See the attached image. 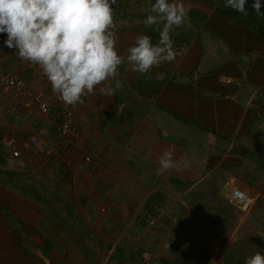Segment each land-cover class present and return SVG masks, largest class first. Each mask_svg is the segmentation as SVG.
<instances>
[{
    "label": "crops",
    "instance_id": "obj_1",
    "mask_svg": "<svg viewBox=\"0 0 264 264\" xmlns=\"http://www.w3.org/2000/svg\"><path fill=\"white\" fill-rule=\"evenodd\" d=\"M180 2L188 18L171 33L176 59L145 74L122 64L118 75L98 85L82 105L59 100L41 68L22 61L16 49L4 44L7 35L0 34V64L42 88L52 116L61 108H73L82 130L78 145L70 150L48 120L24 112L0 114L4 131L17 136L34 132L41 144L22 149L18 156L0 146V264H129L119 249L111 248L105 257L106 250L95 241L103 232L113 239L117 224L126 221V213L113 217L114 207L139 210L154 192L171 199L153 198L160 202L159 215L176 214L193 231H187L196 239L193 246L202 248L205 228L194 223L203 220L202 202L181 199L182 214L166 209L179 205V191H192L200 201L205 190L225 194L232 186L229 180L237 176L231 190L240 188L257 199V186L239 183V176L252 164L257 170L259 162L247 158L261 160L264 150V14L247 9L244 15L225 7L223 0ZM153 3L116 0L112 5L119 55L126 56L142 34L158 43L163 25L143 23L152 14L144 8ZM100 87L113 88V95L100 94ZM238 144H249L254 153L241 147L237 153ZM169 149H174V160L183 157L190 166L158 175L159 158ZM142 191L149 193L144 196ZM102 207L108 210L104 216ZM135 222L134 215L130 226L140 231ZM157 245L156 251L166 250ZM199 251L191 258L199 259Z\"/></svg>",
    "mask_w": 264,
    "mask_h": 264
},
{
    "label": "clouds",
    "instance_id": "obj_2",
    "mask_svg": "<svg viewBox=\"0 0 264 264\" xmlns=\"http://www.w3.org/2000/svg\"><path fill=\"white\" fill-rule=\"evenodd\" d=\"M116 0H0V34L4 44L16 49L22 61L39 66L50 82L57 98L69 106L84 104V97L96 92L118 75V68L127 63L137 73L145 74L153 67L176 59L171 33L182 27L188 9L180 0H155L144 8L147 27L163 25L158 43L142 34L121 56L116 49L118 36L114 31ZM224 6L247 15L245 0H224ZM260 12V0L254 2ZM119 87V81L116 82ZM102 95L112 96L114 89L100 87ZM174 149L163 152L157 174L188 168L187 159L173 158ZM244 264H264V253L246 257Z\"/></svg>",
    "mask_w": 264,
    "mask_h": 264
},
{
    "label": "rangeland",
    "instance_id": "obj_3",
    "mask_svg": "<svg viewBox=\"0 0 264 264\" xmlns=\"http://www.w3.org/2000/svg\"><path fill=\"white\" fill-rule=\"evenodd\" d=\"M57 110L59 111V107ZM57 114L58 112L51 119L54 120ZM240 147L247 148L246 151H249V153H254L249 144H238L235 149L237 153H240ZM259 157L262 159L259 160L257 157L247 158L252 162H255L254 160L259 162L257 163V170L252 164L250 168L242 171L239 176V181H241L239 183L248 187L257 186V189L253 190L256 193L258 192L259 196L250 210L241 211L229 202L231 187L236 186L237 178L235 177L237 176L231 177L229 184L232 186L225 194L222 190H205V192H198L199 194L204 193V196L201 197L202 200L198 201L197 197H192V191H179L180 196L176 195L178 201H180L179 205L166 207L171 212L179 211L182 214L184 209L181 207V199L189 202L191 200L202 202L205 213L203 212L200 215H204V217H201L203 220L198 218L197 221H194L198 227L205 228V244L202 248L193 246L192 243L196 239L192 238L191 234L187 232H191V228H188V225L186 226L181 221L178 222L175 217L176 214L171 216L166 211L168 216L159 215L160 208L158 205L160 202L157 200L154 203L153 198L159 199L158 197H161L160 200L162 201L171 200L168 195L159 192H154L149 201L145 203V206L140 207L139 210L136 207H114L115 214H113V217L115 219L121 214L125 217V213L127 219L124 223L117 224L114 233L118 232L115 236H111L113 239H106L104 237L106 232H103L102 239L94 240L97 247L106 250L105 257L111 248L119 249L129 264H202L204 259L205 264H244L246 257L254 255L256 252L264 253V150L262 153L259 152ZM208 179V182H215L212 178ZM141 193L146 196L149 191H142ZM174 196L173 198H175ZM106 210L107 208L104 207L99 208V212L103 216ZM134 215L137 218L135 225L140 230L137 232H134L135 229L130 226ZM122 231L127 232V234L123 233L124 235H121ZM155 233L159 234L158 238H156L157 235L154 237ZM175 236H178V238ZM196 236L202 241V237H199L198 234ZM160 243L166 250H162V252L160 249L155 250L154 247L158 248L159 245L157 244ZM106 246L108 249H106ZM198 251L199 253L202 252V256L199 259L191 258L190 255ZM198 261L201 263H198Z\"/></svg>",
    "mask_w": 264,
    "mask_h": 264
},
{
    "label": "built area",
    "instance_id": "obj_4",
    "mask_svg": "<svg viewBox=\"0 0 264 264\" xmlns=\"http://www.w3.org/2000/svg\"><path fill=\"white\" fill-rule=\"evenodd\" d=\"M221 80L233 81L230 77H221ZM15 112H24L29 117L48 120L53 132L65 140L70 150L76 148L82 136L79 119L73 108H61L56 118L52 120L50 118L53 113L52 104L42 88L33 86L25 78L0 64V114ZM40 145V139L34 132L17 136L0 127V146L13 156L20 155L22 149L38 148ZM84 159L90 161L91 157L86 155ZM255 199V196L248 195L240 188H233L229 196V202L244 212L250 210Z\"/></svg>",
    "mask_w": 264,
    "mask_h": 264
},
{
    "label": "water",
    "instance_id": "obj_5",
    "mask_svg": "<svg viewBox=\"0 0 264 264\" xmlns=\"http://www.w3.org/2000/svg\"><path fill=\"white\" fill-rule=\"evenodd\" d=\"M255 0H245V8L255 10L254 8ZM260 11L264 14V0H260ZM245 153V150H242Z\"/></svg>",
    "mask_w": 264,
    "mask_h": 264
},
{
    "label": "trees",
    "instance_id": "obj_6",
    "mask_svg": "<svg viewBox=\"0 0 264 264\" xmlns=\"http://www.w3.org/2000/svg\"><path fill=\"white\" fill-rule=\"evenodd\" d=\"M224 1V0H223Z\"/></svg>",
    "mask_w": 264,
    "mask_h": 264
}]
</instances>
